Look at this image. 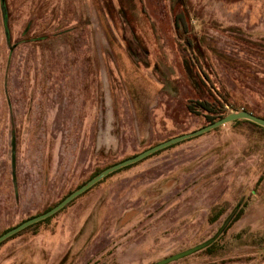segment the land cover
Listing matches in <instances>:
<instances>
[{"label": "rangeland", "instance_id": "374dc122", "mask_svg": "<svg viewBox=\"0 0 264 264\" xmlns=\"http://www.w3.org/2000/svg\"><path fill=\"white\" fill-rule=\"evenodd\" d=\"M186 37L214 83L264 117V0H0V233L206 125L187 110ZM262 153L228 124L184 140L6 241L0 264H156L234 209L215 247L166 264H264Z\"/></svg>", "mask_w": 264, "mask_h": 264}, {"label": "trees", "instance_id": "16d2710c", "mask_svg": "<svg viewBox=\"0 0 264 264\" xmlns=\"http://www.w3.org/2000/svg\"><path fill=\"white\" fill-rule=\"evenodd\" d=\"M175 26L178 27V24L176 22H175ZM186 41H187V46L189 47L190 51H189V58L183 60V68H184V73H185L186 80L188 81V83L191 86L193 92L197 96V99L195 101H193V103H191L190 105L187 106V110H188L189 113L202 118L206 122V125L211 124V123L221 119L222 117H224L227 114L228 110L246 111V112L251 113V114H253V115L257 116V117L264 118L262 116L257 115L255 112H253L252 110L248 109L245 106L236 105L232 101L231 95L228 93V91L225 90L223 87H220V86L216 85L214 83V81L210 78L208 73H206L204 71L203 64L201 63L202 60H200V58H202L204 56H203V53H202L203 51L200 49V47L196 43H194V41H192V39H189L188 37H186ZM228 125L230 126V128L234 132L246 137L248 140L260 139V141L264 142V128H262V127H259V126L255 125V124H253V123H251L249 121H245V120H236L234 122L229 123ZM219 129H221V127H218V128H216V129H214L212 131H217ZM177 144L169 146V147H167V148H165V149H163L161 151H158V152L148 156L147 158L143 159L142 161H144V160H146L148 158H151L153 156H156V155L160 154L162 151H165V150H167V149H169L171 147H174ZM128 158H130V157H128ZM125 159H127V158H124L121 161H123ZM262 161H264V153H262ZM114 164H116V163H114ZM137 164L138 163L130 165V166H127L125 168H122V169H120V170L108 175L103 180H101L100 182L95 184L93 187H91L89 190H87L86 192H84L80 196L76 197L66 207L61 209L59 212H57L53 216H51V217H49V218H47V219H45V220H43L41 222H38L36 224H33V225L25 228L24 230L18 232L17 234L11 236L7 240H5L2 243H0V246L2 244H4L6 241H8V240H10V239H12L14 237H17V236H19L21 234H24V233H26V232H28L30 230L37 229L38 227L49 223L51 221V219H53L59 213L63 212L65 209L70 207L77 199H79L80 197L84 196L85 194H87L91 190L95 189L96 187H98L102 183H104L106 180H108L114 174L122 172V171H125V170H127V169H129V168H131V167H133V166H135ZM111 165H113V164H111ZM111 165H108V166H106V167H104L102 169H97L96 171H94L91 174L89 179L93 178L98 173H100L103 169H105V168H107V167H109ZM262 178H264V172L261 173V176L259 177L258 182ZM87 181H85L81 185L85 184ZM81 185H79L78 187H80ZM78 187H76V189ZM70 193L71 192H69L68 194H70ZM67 195H65L62 199H64ZM61 200H59L54 205L46 208L42 213H44V212L50 210L51 208H53ZM235 215H236V213L232 216L231 220L229 221L227 226L224 228V230L221 232V234L212 243H210L208 246H206L203 249L210 251L213 247H215L217 245V243L220 240V238L222 237V235L226 232V230L230 226L231 222L235 219ZM25 220H27V219H25ZM25 220H23V221H25ZM23 221L19 222L15 226L19 225ZM12 228L13 227H10V228L4 230L2 233H0V235L3 234L4 232L8 231L9 229H12Z\"/></svg>", "mask_w": 264, "mask_h": 264}, {"label": "water", "instance_id": "95a60500", "mask_svg": "<svg viewBox=\"0 0 264 264\" xmlns=\"http://www.w3.org/2000/svg\"><path fill=\"white\" fill-rule=\"evenodd\" d=\"M236 120L249 121V122H251V123H253L259 127L264 128V118L257 117L251 113L246 112V111H235V110H233V111L229 112L228 114H226L221 119H219V120H217L211 124H208V125L200 128L196 131H193V132L187 133V134H182L180 136H176V137H173L171 139H168L164 142H161V143H159L153 147H150V148L142 151L141 153H139L137 155H134L130 158H127L123 161H120L116 164H113V165L103 169L96 176L89 179L85 184L81 185L80 187H78L77 189L72 191L70 194H68L64 199H62L58 204H56L50 210H48V211H46L40 215L31 217V218L23 221L19 225L13 227L12 229H9L8 231L1 234L0 235V243L7 240L11 236L17 234L18 232L24 230L25 228L53 216L54 214L59 212L61 209L66 207L76 197L80 196L81 194H83L84 192L89 190L91 187H93L95 184H97L98 182L103 180L108 175H110V174H112V173H114V172H116L122 168H125L127 166L136 164V163L142 161L143 159L147 158L148 156H150V155H152L158 151H161V150H163L169 146L175 145L177 143H180V142L187 140V139H190L192 137L202 135L204 133H207V132L214 130L218 127H222V126L229 124L231 122H234ZM235 211H236V209H234L230 213V215L226 218V220L224 221L222 226L218 229V231L216 232V234L213 237H211L210 239L206 240L205 242H203V243H201V244H199V245H197L191 249H188L182 253L176 254V255L171 256L169 258H166V259H164V260H162L156 264H166L168 262L175 261L179 258L185 257L189 254H193V253L205 248L206 246H208L210 243H212L221 234V232L224 230V228L227 226V224L231 220L232 216L235 214Z\"/></svg>", "mask_w": 264, "mask_h": 264}]
</instances>
